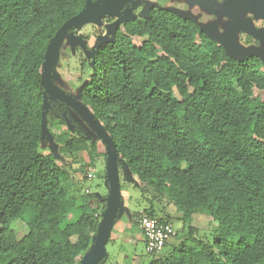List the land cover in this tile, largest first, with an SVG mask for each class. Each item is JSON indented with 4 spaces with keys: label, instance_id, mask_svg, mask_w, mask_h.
Wrapping results in <instances>:
<instances>
[{
    "label": "trees",
    "instance_id": "1",
    "mask_svg": "<svg viewBox=\"0 0 264 264\" xmlns=\"http://www.w3.org/2000/svg\"><path fill=\"white\" fill-rule=\"evenodd\" d=\"M84 3L0 0V264H78L105 208V196L72 188L75 178L87 181L96 160L105 165L100 140L58 101L46 115L51 144L41 138L46 46ZM90 28L101 40L89 50L82 35L88 55L74 47L80 75L69 55L58 66L79 82L80 102L114 140L148 204L140 212L181 224L161 252L145 254V264H264L260 61L232 59L197 40L195 24L164 5L119 24L109 39L102 26ZM84 154L90 165L74 167ZM200 215L210 218L203 236L193 224ZM15 221L28 229L21 239Z\"/></svg>",
    "mask_w": 264,
    "mask_h": 264
},
{
    "label": "water",
    "instance_id": "2",
    "mask_svg": "<svg viewBox=\"0 0 264 264\" xmlns=\"http://www.w3.org/2000/svg\"><path fill=\"white\" fill-rule=\"evenodd\" d=\"M133 2L134 0H85L83 8L76 15L64 22L49 40L41 65L40 86L43 98L41 138H46L51 144V137L46 126V115L51 107L50 103L52 101H58L69 109L70 114H75L78 120L85 124V128L89 130L95 138L100 140L106 154L104 181L107 186V194L104 198H101V201L105 203V208L101 214L92 243L78 264H101L106 260V245L110 239L115 221L123 211L119 167H121L124 176L128 175L129 178L131 177L128 167L123 161L119 160L114 140L106 132L100 121L82 102H80L79 98L66 93L55 84L54 80L57 79L55 68L58 65L60 48L64 39H68L71 47L79 46L88 55L86 44L82 36H71L73 30H78L85 24L100 26L102 19L114 18V22L106 27L108 33L112 37L119 24L135 19L131 9V4ZM149 5L150 4L146 6V9ZM98 40L100 41L101 38H98ZM226 54L232 59L241 58L240 55H235L234 52L229 49L226 50ZM90 56L93 57L94 53H91ZM65 120L67 125L71 128L68 120ZM130 181H132V179H130Z\"/></svg>",
    "mask_w": 264,
    "mask_h": 264
},
{
    "label": "rangeland",
    "instance_id": "3",
    "mask_svg": "<svg viewBox=\"0 0 264 264\" xmlns=\"http://www.w3.org/2000/svg\"><path fill=\"white\" fill-rule=\"evenodd\" d=\"M145 4H150L152 6L165 5L168 9L178 12V0H134V2L131 4V9L136 19H143L147 17L149 6L146 9ZM105 19L106 18L102 19V23L100 25L104 28L102 37L109 39L111 35L107 31V24H104L103 22ZM91 26L96 25L85 24L80 29L76 30L77 34L72 32L71 36L75 37L87 34L88 40L86 41V44L88 45L89 50H96L99 42L96 38L97 33L91 31ZM135 43L139 45L141 41L135 40ZM68 49L69 53L67 52ZM74 49V47L70 46L68 39H64L60 48L59 57H66V55H69V63H71V66L74 69L73 72L76 73L75 76H78L80 73L77 69V63L73 59L75 55ZM55 74L57 77V79L54 80L55 84L66 93L78 98L79 82L77 83L75 82V79L73 80L70 78V74L67 73V67L57 65L55 68ZM255 94L258 93L255 92ZM70 116L73 120L76 118V122L86 129L85 124L79 121L75 114H70ZM87 132L94 141L98 140L89 130H87ZM97 147L99 150H102V145L98 144ZM41 150H44V148L41 147ZM81 164L88 166L90 165L88 163L87 155L84 154L75 158V162H73L74 167H78ZM93 167L96 170V177L93 180L87 179V181H82L79 178H75L72 188L76 194L83 195L88 192L94 195H99L98 197H104L107 194V186L105 181L101 178L102 172L104 171V163L98 159L95 161ZM119 169L123 211L116 219L110 239L106 245L107 258L105 264H145L149 257L145 255L144 240L142 238L143 236L140 229L135 224L134 215L140 211H143L145 207H148V204L143 199L142 194L137 188L132 176L131 178H129L128 175L124 176L121 167H119ZM130 179H132V181H130ZM155 208H157L156 205ZM172 214L175 216V218L178 216L175 211H172ZM209 221L210 218L204 215L198 216L197 220L194 221L193 224L198 228L199 231L198 236H203L204 233L207 234L208 227L210 226L208 225ZM172 226L176 232H178L181 228V224L178 222H172ZM11 229L15 233L17 239L23 238L28 232L26 225L21 221L13 222Z\"/></svg>",
    "mask_w": 264,
    "mask_h": 264
},
{
    "label": "flooded vegetation",
    "instance_id": "4",
    "mask_svg": "<svg viewBox=\"0 0 264 264\" xmlns=\"http://www.w3.org/2000/svg\"><path fill=\"white\" fill-rule=\"evenodd\" d=\"M152 7L158 6L149 5L147 16ZM176 13L195 24L197 40L205 38L226 56L232 50L241 56L236 60L254 57L264 69V0H178Z\"/></svg>",
    "mask_w": 264,
    "mask_h": 264
},
{
    "label": "built area",
    "instance_id": "5",
    "mask_svg": "<svg viewBox=\"0 0 264 264\" xmlns=\"http://www.w3.org/2000/svg\"><path fill=\"white\" fill-rule=\"evenodd\" d=\"M96 177L95 168H89L87 179L93 180ZM135 224L140 229L144 239L145 254L153 255L163 250L166 242L175 235V230L171 224L164 223L158 218H152L140 212L135 219Z\"/></svg>",
    "mask_w": 264,
    "mask_h": 264
},
{
    "label": "crops",
    "instance_id": "6",
    "mask_svg": "<svg viewBox=\"0 0 264 264\" xmlns=\"http://www.w3.org/2000/svg\"><path fill=\"white\" fill-rule=\"evenodd\" d=\"M130 177H131V175H130ZM143 238V237H142Z\"/></svg>",
    "mask_w": 264,
    "mask_h": 264
}]
</instances>
